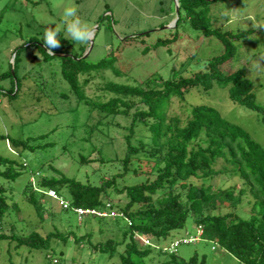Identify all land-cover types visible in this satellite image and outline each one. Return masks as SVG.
Wrapping results in <instances>:
<instances>
[{
  "label": "trees",
  "instance_id": "16d2710c",
  "mask_svg": "<svg viewBox=\"0 0 264 264\" xmlns=\"http://www.w3.org/2000/svg\"><path fill=\"white\" fill-rule=\"evenodd\" d=\"M222 1L178 0L179 17L174 27L177 33L170 38L158 39L152 45L156 49L178 41L181 36L178 29L185 22L200 36L217 38L223 44L224 52L207 60L203 70L186 77L175 71L170 79L164 80L156 73L139 86L104 81L95 85L96 93L89 96L86 85L90 81L83 85L82 75L112 68L120 55L111 53L107 59L91 64L87 62V57L83 58L86 49L80 55H71L65 49L63 38L59 40L60 47L53 49L54 56L49 55L43 45L46 62L59 60L71 94L76 96L79 105L89 110L88 129L82 141L84 145H91V149L82 150L80 164L90 166L96 161L100 167L93 169L91 175L86 174L84 181H79L51 164V160L31 173L21 194L22 204L24 201L28 209H33L42 223L48 216L55 224H60L53 220V208H47L48 199L56 202L62 212L76 214L80 222L87 217L113 220L121 228L122 239L113 238L95 244L92 241L94 230L80 236L72 230L64 233L57 227L46 236L36 230L28 235L18 234L17 223L26 221L21 219L23 206L16 201L11 184L28 169V164L0 156V177L8 183L0 184V245L9 242L15 244L16 250L27 248L44 252L47 264L61 263L64 252L60 251L58 255V246L71 248L81 244H88L96 252L111 258L118 253L119 247L124 246L120 255L121 264H153L158 256L168 258L159 260L157 264H208L205 254L195 253L187 260L177 253L182 244L204 240L212 242L243 264H264V146L210 106L191 108L185 124L179 118L169 117L173 99L184 100L194 89L208 93L217 83L229 88V96L234 103L259 113L264 123V107L258 104L253 83L247 78L246 71L223 72V66L236 56V43L250 37L254 30L234 32L214 28L210 18L211 3ZM150 33L128 37L118 52L133 46L132 42H144L139 38ZM35 40L30 41V46L36 44ZM17 59L18 55L16 63ZM7 79L12 80L10 89L0 87V92L17 99L20 87L16 68L13 73L0 75V82ZM14 79L18 92H15ZM120 116L131 119L129 126L123 127L114 122ZM112 127L125 131L122 156L111 157L93 144L97 134L112 142L109 133ZM0 140L9 141L20 153L38 148L29 141L10 140L2 135ZM95 153L100 157L92 161L90 157ZM220 162L224 167L217 170ZM104 168H108L110 173L103 174ZM98 172L99 180L91 179ZM224 174L238 177L241 185L215 188L212 184L197 185L194 182ZM51 191H55L59 198L51 197ZM247 196L253 198L250 203L253 214L244 219L239 216L238 210ZM115 198H125V205L115 204ZM219 200L229 204L227 212L223 213L217 205ZM79 209L95 211L96 214L80 215ZM191 216L195 219L196 236L175 238L176 232L186 228ZM199 228L203 230L200 236ZM100 231L103 233L104 229ZM168 239L171 242L167 245ZM188 239L193 241L185 244L183 241ZM144 240L150 244H145ZM176 242L181 243L176 251L171 252L170 248Z\"/></svg>",
  "mask_w": 264,
  "mask_h": 264
},
{
  "label": "rangeland",
  "instance_id": "374dc122",
  "mask_svg": "<svg viewBox=\"0 0 264 264\" xmlns=\"http://www.w3.org/2000/svg\"><path fill=\"white\" fill-rule=\"evenodd\" d=\"M213 1V0H211ZM78 9V15L95 26V38L90 45L76 44L71 38H66V26L62 23L63 10L68 0H0V75L12 72L16 68L19 79V94L17 99L0 92V135L10 140L29 141L35 151L19 152L9 141L0 140V156L26 162L28 169L12 185L15 189L16 201L22 204V191L31 178V173L42 165L56 166L66 175L84 181L86 174L99 168V154L90 158L95 161L90 166L80 164V153L84 148L90 151L91 145L83 144L89 121V110L79 105L76 96L71 94L70 87L61 73L58 59L50 62L45 60L44 32L51 25L61 28L58 40L65 39L66 51L71 55L86 52L83 58L96 64L107 59L111 53L120 55L115 66L110 69L91 71L82 75L81 82L85 85L89 96L96 93L95 85L104 81L139 86L153 74H160L164 80L171 78L175 71L183 76H189L204 69V63L212 57L224 52L223 44L215 37L205 38L192 28L188 22L179 29L180 38L169 46L153 48L158 39L170 38L175 35L174 29L178 20V0H73ZM210 18L213 27L234 32L254 30V33L236 43L235 58L223 66V72L229 74L237 70L246 71L254 86V93L259 105L264 107V74L251 75L252 65L264 57V28L258 25L264 23V0H224L211 3ZM162 25H165L162 28ZM132 42L124 52L119 47L126 44L128 37L136 34L149 33ZM36 39L30 46V41ZM129 42V41H128ZM26 44V45H25ZM25 45V46H24ZM22 46L25 48L20 49ZM18 55L17 63L15 62ZM15 92H18L16 79L13 80ZM11 79L0 82V87L9 90ZM2 89V90H3ZM14 96V94H12ZM210 106L219 111L222 117L247 131L251 137L264 146V123L262 116L234 103L229 96V88L215 84L214 88L205 93L201 89L192 90L184 100L173 99L169 109V117L179 118L185 124L190 116V109L195 106ZM121 126H129L131 119L120 116L114 121ZM91 123V122H90ZM109 133L113 138L106 139L97 134L93 141L99 149L114 157L122 156L125 150L122 128L112 127ZM42 136H45L42 138ZM46 146V147H44ZM19 152L20 154H18ZM66 153V154H65ZM87 153V152H86ZM224 167L220 162L217 170ZM47 170V169H46ZM104 168L102 173L108 172ZM99 172L91 176L99 180ZM197 185L212 184L215 188L240 186L238 177L224 174L207 180H194ZM0 184L8 183L0 177ZM251 196L244 197L239 207V216L249 219L253 212L250 203ZM47 208L52 207L55 224L47 216L42 223L33 209H28L23 201L21 219L26 222L17 223L18 234H30L32 230L39 231L43 236L53 232L55 227L64 233L75 231L80 236L94 230L92 241L96 244L108 239H122L120 226L113 220H98L93 217H79L70 212L64 213L59 205L51 199L46 201ZM115 204L125 205V198H115ZM217 205L223 213L229 209L227 202L218 201ZM219 212V211H217ZM104 229L103 233L100 229ZM9 229V227H8ZM125 230V226H122ZM9 232V230H8ZM197 229L193 216L189 217L184 230L178 231L175 238L196 236ZM168 239L166 244H170ZM0 248V264H47L44 252L31 251L27 248L16 250L15 244L3 242ZM124 246L111 258L107 254L96 252L90 245L81 244L77 247H57V254L64 252L60 264H121L120 255ZM180 257L190 259L195 253L207 256L208 264H243L226 253L212 242L199 240L190 245L182 244L178 248ZM168 257L158 256L153 264Z\"/></svg>",
  "mask_w": 264,
  "mask_h": 264
},
{
  "label": "clouds",
  "instance_id": "9594fccd",
  "mask_svg": "<svg viewBox=\"0 0 264 264\" xmlns=\"http://www.w3.org/2000/svg\"><path fill=\"white\" fill-rule=\"evenodd\" d=\"M62 23L66 26V38H71L76 44L90 45L95 38V26L89 21L78 15V9L74 5L73 0H68L67 6L63 10ZM264 28V23L258 25ZM61 28L59 26L53 28L49 25L44 32V45L49 55H55L53 49L60 47L58 35ZM251 75L257 73L264 74V57L257 60L250 69Z\"/></svg>",
  "mask_w": 264,
  "mask_h": 264
},
{
  "label": "built area",
  "instance_id": "2783aa9c",
  "mask_svg": "<svg viewBox=\"0 0 264 264\" xmlns=\"http://www.w3.org/2000/svg\"><path fill=\"white\" fill-rule=\"evenodd\" d=\"M49 195L51 196V197H53V198H59L58 197V195L56 194V192L55 191H51V192H49ZM78 212H79V214L80 215H91V214H96V212L95 211H91V210H82V209H79L78 210ZM104 215H106V214H104ZM203 234V230L201 229V228H199L198 229V235L200 236V235H202ZM145 241V244H150V242L148 241V240H144ZM193 241V239H188V240H184L183 242L185 243V244H189V243H191ZM180 243L181 242H176V243H174L173 245H172V247L170 248V251L171 252H174V251H176L177 250V248H178V246L180 245Z\"/></svg>",
  "mask_w": 264,
  "mask_h": 264
},
{
  "label": "water",
  "instance_id": "95a60500",
  "mask_svg": "<svg viewBox=\"0 0 264 264\" xmlns=\"http://www.w3.org/2000/svg\"><path fill=\"white\" fill-rule=\"evenodd\" d=\"M177 11L179 12V7H178Z\"/></svg>",
  "mask_w": 264,
  "mask_h": 264
}]
</instances>
